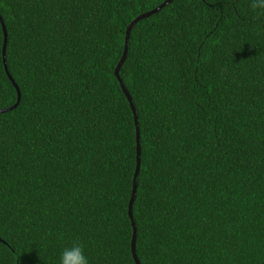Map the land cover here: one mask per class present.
<instances>
[{"label": "trees", "instance_id": "obj_1", "mask_svg": "<svg viewBox=\"0 0 264 264\" xmlns=\"http://www.w3.org/2000/svg\"><path fill=\"white\" fill-rule=\"evenodd\" d=\"M164 0H0L18 105L0 112V264H135L133 114L114 68ZM173 0L131 29L139 264H264V15ZM0 109L16 90L2 63Z\"/></svg>", "mask_w": 264, "mask_h": 264}, {"label": "water", "instance_id": "obj_2", "mask_svg": "<svg viewBox=\"0 0 264 264\" xmlns=\"http://www.w3.org/2000/svg\"><path fill=\"white\" fill-rule=\"evenodd\" d=\"M172 1L173 0H164L162 3H160L159 5L154 7L153 9L139 14L138 16H136L134 19H132L128 23V25L125 28V32H124L123 50H122L121 56H120V58L116 64V66L114 68V75H115L116 79L118 80L120 88H121L123 94L125 95L128 103H129L130 109H131L132 114H133V121H134V126H135V142H136L135 167H134V171H133V175H132L131 193H130V197H129V201H128V205H127L128 216L131 220V227H132L130 249H131V254H132V257H133L135 264H139V260L137 258L136 253H135L136 227H135V223H134L133 218H132L131 208H132V203H133V200H134L135 194H136V188H137L136 178H137V175L139 173V167H140L139 126H138V118L136 115L135 107L133 105V102L131 100V96H130L128 90L125 88V86L122 82V79L119 75V71H120L121 66H122V64H123V62L127 56L129 36H130V31H131L132 27L139 20L146 18L148 16H151L154 13H157L159 10H161L163 7H165L167 4H169ZM0 26H1L2 34H3L2 48H1L2 63H3V67H4L6 75L8 76L9 80L11 81L12 85L14 86V88L16 90V101H15V103L8 108L0 109V112H5V111H9V110L14 109L18 105V103L20 101V91H19L17 84L15 83V81L13 80V78L11 77V75L9 74V71L7 69L6 56H5V50H6V44H7V30H6L4 21L1 18V16H0Z\"/></svg>", "mask_w": 264, "mask_h": 264}, {"label": "clouds", "instance_id": "obj_3", "mask_svg": "<svg viewBox=\"0 0 264 264\" xmlns=\"http://www.w3.org/2000/svg\"><path fill=\"white\" fill-rule=\"evenodd\" d=\"M249 7L253 12L264 15V0H250ZM58 264H89L83 244L73 240L68 247L62 249Z\"/></svg>", "mask_w": 264, "mask_h": 264}]
</instances>
